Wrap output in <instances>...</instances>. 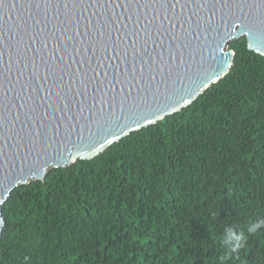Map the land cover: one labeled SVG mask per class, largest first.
Instances as JSON below:
<instances>
[{"label": "trees", "instance_id": "1", "mask_svg": "<svg viewBox=\"0 0 264 264\" xmlns=\"http://www.w3.org/2000/svg\"><path fill=\"white\" fill-rule=\"evenodd\" d=\"M228 46L190 106L12 191L0 264H264V57Z\"/></svg>", "mask_w": 264, "mask_h": 264}, {"label": "water", "instance_id": "2", "mask_svg": "<svg viewBox=\"0 0 264 264\" xmlns=\"http://www.w3.org/2000/svg\"><path fill=\"white\" fill-rule=\"evenodd\" d=\"M246 38L264 57V0H0L1 205L190 106Z\"/></svg>", "mask_w": 264, "mask_h": 264}, {"label": "clouds", "instance_id": "3", "mask_svg": "<svg viewBox=\"0 0 264 264\" xmlns=\"http://www.w3.org/2000/svg\"><path fill=\"white\" fill-rule=\"evenodd\" d=\"M261 224H264V221L260 222ZM250 231H254V229H250ZM237 241V248L242 246L243 240L245 239V237L243 236V234L241 233V235L239 237L235 238Z\"/></svg>", "mask_w": 264, "mask_h": 264}]
</instances>
